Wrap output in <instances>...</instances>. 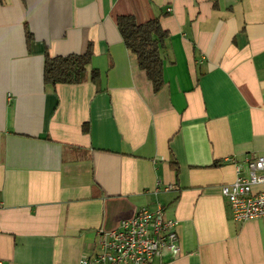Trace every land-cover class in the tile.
Here are the masks:
<instances>
[{
    "label": "crops",
    "instance_id": "1",
    "mask_svg": "<svg viewBox=\"0 0 264 264\" xmlns=\"http://www.w3.org/2000/svg\"><path fill=\"white\" fill-rule=\"evenodd\" d=\"M119 16L167 31L159 92ZM87 45L83 82L44 85L45 52ZM258 155L264 0H0V264H78L158 206L179 252L151 264H264V218L235 222L220 194Z\"/></svg>",
    "mask_w": 264,
    "mask_h": 264
},
{
    "label": "built area",
    "instance_id": "2",
    "mask_svg": "<svg viewBox=\"0 0 264 264\" xmlns=\"http://www.w3.org/2000/svg\"><path fill=\"white\" fill-rule=\"evenodd\" d=\"M235 222L264 218V156L236 166V179L220 189ZM162 208H141L113 230H99L98 248L78 264H151L163 253L178 254L176 222L165 219Z\"/></svg>",
    "mask_w": 264,
    "mask_h": 264
},
{
    "label": "trees",
    "instance_id": "3",
    "mask_svg": "<svg viewBox=\"0 0 264 264\" xmlns=\"http://www.w3.org/2000/svg\"><path fill=\"white\" fill-rule=\"evenodd\" d=\"M117 31L119 32L125 48L135 57L138 68L144 72L151 83L152 90L157 93L163 87V48L168 38V33L163 29L158 19H152L137 24L131 16L116 18ZM27 47L33 36L25 33ZM85 53L67 56L50 57L44 53L43 83L54 88L56 85H77L84 81L87 67L90 63L92 50L87 45ZM91 79L97 78L96 70H91ZM82 126V131H86ZM174 167L175 162H171Z\"/></svg>",
    "mask_w": 264,
    "mask_h": 264
},
{
    "label": "rangeland",
    "instance_id": "4",
    "mask_svg": "<svg viewBox=\"0 0 264 264\" xmlns=\"http://www.w3.org/2000/svg\"><path fill=\"white\" fill-rule=\"evenodd\" d=\"M87 73V72H86ZM85 76H86V74H85Z\"/></svg>",
    "mask_w": 264,
    "mask_h": 264
}]
</instances>
